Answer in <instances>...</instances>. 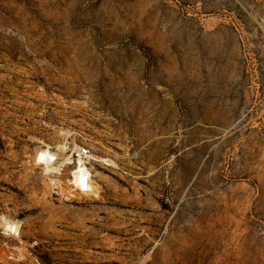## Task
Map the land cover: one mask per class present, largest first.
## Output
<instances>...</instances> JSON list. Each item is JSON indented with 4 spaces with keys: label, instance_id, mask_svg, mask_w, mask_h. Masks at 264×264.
Segmentation results:
<instances>
[{
    "label": "rangeland",
    "instance_id": "obj_1",
    "mask_svg": "<svg viewBox=\"0 0 264 264\" xmlns=\"http://www.w3.org/2000/svg\"><path fill=\"white\" fill-rule=\"evenodd\" d=\"M69 136L97 196L47 194ZM0 215V264H264V0H0Z\"/></svg>",
    "mask_w": 264,
    "mask_h": 264
},
{
    "label": "built area",
    "instance_id": "obj_2",
    "mask_svg": "<svg viewBox=\"0 0 264 264\" xmlns=\"http://www.w3.org/2000/svg\"><path fill=\"white\" fill-rule=\"evenodd\" d=\"M101 159L89 143L74 136L56 145L41 144L33 154L48 196L65 202L95 196L96 164H108Z\"/></svg>",
    "mask_w": 264,
    "mask_h": 264
},
{
    "label": "clouds",
    "instance_id": "obj_3",
    "mask_svg": "<svg viewBox=\"0 0 264 264\" xmlns=\"http://www.w3.org/2000/svg\"><path fill=\"white\" fill-rule=\"evenodd\" d=\"M21 228V221L5 215H0V235L19 239Z\"/></svg>",
    "mask_w": 264,
    "mask_h": 264
},
{
    "label": "bare ground",
    "instance_id": "obj_4",
    "mask_svg": "<svg viewBox=\"0 0 264 264\" xmlns=\"http://www.w3.org/2000/svg\"><path fill=\"white\" fill-rule=\"evenodd\" d=\"M99 188H100L99 185L95 183L94 191H95L96 196H97V193L99 192Z\"/></svg>",
    "mask_w": 264,
    "mask_h": 264
}]
</instances>
